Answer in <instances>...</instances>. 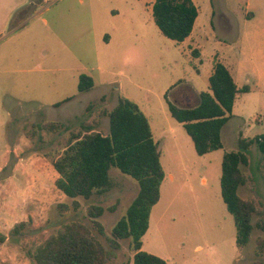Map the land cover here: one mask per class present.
I'll return each instance as SVG.
<instances>
[{
  "label": "rangeland",
  "instance_id": "obj_1",
  "mask_svg": "<svg viewBox=\"0 0 264 264\" xmlns=\"http://www.w3.org/2000/svg\"><path fill=\"white\" fill-rule=\"evenodd\" d=\"M193 1L198 16L183 42L160 33L153 0H30L0 31V232L7 235L0 264H34L28 251L71 220L87 224L108 247L110 230L137 195L138 183L111 168L113 188L77 198L74 210L55 188L58 175L44 154L63 149L69 130L111 110L119 96L149 116L165 171L142 249L168 264H264V252L256 254L264 230L256 226L249 242L237 247L233 218L220 195L223 153L237 148L239 133H264V0ZM22 16L26 23L15 28ZM214 61L249 91L237 94L232 117L221 128L223 147L198 155L182 124L170 116L165 93L171 84L186 89L187 83L198 94L207 91ZM81 74L94 81L88 91L77 89ZM179 92L170 89L167 96L177 100ZM47 121H60L68 130L30 135L35 124ZM108 128V117H101L98 129ZM248 156L240 166L246 182L238 194L255 201L257 225L264 222V177L256 147ZM61 203L69 210L61 213ZM91 205L104 208L98 218L102 235L87 216ZM20 222V233L11 235ZM131 258L129 240H122L113 262Z\"/></svg>",
  "mask_w": 264,
  "mask_h": 264
},
{
  "label": "trees",
  "instance_id": "obj_2",
  "mask_svg": "<svg viewBox=\"0 0 264 264\" xmlns=\"http://www.w3.org/2000/svg\"><path fill=\"white\" fill-rule=\"evenodd\" d=\"M197 16L198 9L193 0H154L152 3L155 25L163 36L176 42L190 36ZM93 86L90 76H79V92L88 91ZM248 91L247 85L238 88L229 69L214 61L208 90L199 93L198 106L179 108L168 98V91L165 98L170 116L182 124L196 153L205 155L223 147L221 128L232 117L237 94ZM91 109L92 105L86 107L87 112ZM103 116L108 117L107 133L98 129ZM41 130L58 133L68 128L60 121H47L35 124L30 135ZM253 146L259 153L258 165L264 177V133L252 138L239 133L237 148L225 151L221 161L220 195L233 218L235 242L239 248L249 242L256 226L264 230L263 221L257 225L252 222L253 215L259 213L255 201L238 194L239 186L246 182L240 166L248 164L249 151ZM44 155L58 175L54 181L55 188L71 199L74 210L80 205L77 198L89 199L113 188L114 182L109 175L111 168L135 180L139 190L125 214L111 228L107 248L91 227L81 220H71L61 223L54 233L28 251L34 264H168L142 249V237L148 230L151 210L160 199L165 171L160 161V144L154 138L148 116L136 102L119 96L111 110H100L96 116L82 119L78 128L69 130L63 149ZM58 208L61 213L69 210L64 203L58 204ZM114 209L115 205L108 207L110 212ZM103 212L104 208L99 205H91L87 209V216L101 235L104 234V226L98 218ZM24 225L25 222L15 224L10 234H19ZM6 239L7 235L0 232V243ZM125 239L129 240L132 258L114 263L116 250ZM263 252L264 238L261 237L257 239L256 254Z\"/></svg>",
  "mask_w": 264,
  "mask_h": 264
},
{
  "label": "crops",
  "instance_id": "obj_3",
  "mask_svg": "<svg viewBox=\"0 0 264 264\" xmlns=\"http://www.w3.org/2000/svg\"><path fill=\"white\" fill-rule=\"evenodd\" d=\"M29 1L30 0H0V31H3L6 27L9 26V24H11V22L14 19L13 16H15V14L17 12L20 13L21 10H23L25 8V6L29 3ZM37 2H38V0H34V2H32L31 4L36 5ZM153 2H154V0H153ZM152 3L150 4L151 12H152ZM25 23H26V21L24 20L23 16L19 17L17 20V24H16L15 28H20ZM105 38H106V36H105ZM187 84H189L190 87L188 86V88H186V89L180 88L179 86H175V84H171L167 88L166 91H169L170 89H171V91H175V92L186 91L187 96H188L187 97L188 101L187 102L183 101L182 103L189 104V105H196L198 103V101L200 102L199 94H198V92H196V90L194 89V87L190 83H187ZM148 118H149V116H148ZM157 141L159 142V140H157Z\"/></svg>",
  "mask_w": 264,
  "mask_h": 264
},
{
  "label": "water",
  "instance_id": "obj_4",
  "mask_svg": "<svg viewBox=\"0 0 264 264\" xmlns=\"http://www.w3.org/2000/svg\"><path fill=\"white\" fill-rule=\"evenodd\" d=\"M171 101H172V103H174L177 107H179V108H184V109L194 108V107L198 106L199 103H200V102L198 101V103H197L196 105H189V104H185V103H182V102H178L177 100H172V99H171Z\"/></svg>",
  "mask_w": 264,
  "mask_h": 264
},
{
  "label": "flooded vegetation",
  "instance_id": "obj_5",
  "mask_svg": "<svg viewBox=\"0 0 264 264\" xmlns=\"http://www.w3.org/2000/svg\"><path fill=\"white\" fill-rule=\"evenodd\" d=\"M188 96H187V93H186V91H180L179 92V96H178V99H177V101L178 102H187L188 101V98H187Z\"/></svg>",
  "mask_w": 264,
  "mask_h": 264
}]
</instances>
